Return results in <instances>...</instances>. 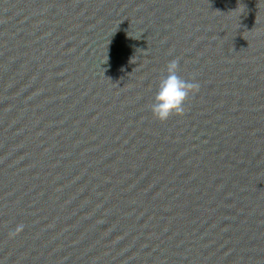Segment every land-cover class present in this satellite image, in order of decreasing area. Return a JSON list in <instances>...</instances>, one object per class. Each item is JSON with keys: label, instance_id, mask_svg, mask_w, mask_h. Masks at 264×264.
<instances>
[{"label": "water", "instance_id": "water-1", "mask_svg": "<svg viewBox=\"0 0 264 264\" xmlns=\"http://www.w3.org/2000/svg\"><path fill=\"white\" fill-rule=\"evenodd\" d=\"M0 264H264V0H0Z\"/></svg>", "mask_w": 264, "mask_h": 264}, {"label": "clouds", "instance_id": "clouds-1", "mask_svg": "<svg viewBox=\"0 0 264 264\" xmlns=\"http://www.w3.org/2000/svg\"><path fill=\"white\" fill-rule=\"evenodd\" d=\"M179 61H169L157 84L149 108L155 119L166 121L171 115L182 114L189 94L198 90L199 84L183 79L177 74Z\"/></svg>", "mask_w": 264, "mask_h": 264}]
</instances>
